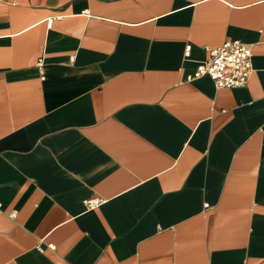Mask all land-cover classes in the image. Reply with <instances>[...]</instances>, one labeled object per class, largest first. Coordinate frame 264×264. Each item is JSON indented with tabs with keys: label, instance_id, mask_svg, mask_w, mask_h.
I'll return each instance as SVG.
<instances>
[{
	"label": "crops",
	"instance_id": "1",
	"mask_svg": "<svg viewBox=\"0 0 264 264\" xmlns=\"http://www.w3.org/2000/svg\"><path fill=\"white\" fill-rule=\"evenodd\" d=\"M0 264H264V0H0Z\"/></svg>",
	"mask_w": 264,
	"mask_h": 264
},
{
	"label": "built area",
	"instance_id": "2",
	"mask_svg": "<svg viewBox=\"0 0 264 264\" xmlns=\"http://www.w3.org/2000/svg\"><path fill=\"white\" fill-rule=\"evenodd\" d=\"M208 53L209 59L198 67L190 80L209 77L218 90L238 89L248 85L254 72L251 46L240 41H227L220 48L208 50ZM190 54L191 47L189 46L185 56L189 57ZM37 68L44 76L43 58L38 61ZM102 203L101 200H94L87 202V206L89 209H94ZM49 248L55 249L53 246H49Z\"/></svg>",
	"mask_w": 264,
	"mask_h": 264
}]
</instances>
